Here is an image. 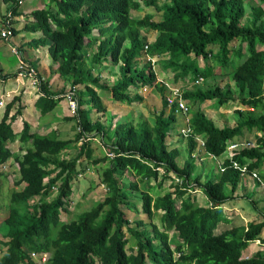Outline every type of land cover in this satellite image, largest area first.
Returning <instances> with one entry per match:
<instances>
[{"label": "trees", "instance_id": "16d2710c", "mask_svg": "<svg viewBox=\"0 0 264 264\" xmlns=\"http://www.w3.org/2000/svg\"><path fill=\"white\" fill-rule=\"evenodd\" d=\"M50 1L54 9L34 11V22L27 28L42 31L45 40H50V53L59 62L60 76L71 83L73 90L76 88L79 109L73 120L77 126L73 129L75 136L66 140L59 138L56 131L33 133L27 122L17 134L13 122L21 115V108L12 117L10 113L19 99L7 105L0 122V165L12 159L18 163L15 186L22 189L12 190L9 217L0 227V245L6 248L0 264H35L32 252L50 253L48 264H264L262 251L251 258L244 257L252 242L261 240L264 244V219L216 233L220 224L231 223L224 217L223 207L236 199L233 195L244 178L240 167H246V173L252 175L264 164V0H256L250 18L245 0H163L161 5L160 0ZM5 2L10 4L9 11L18 16L20 0ZM143 4L161 12L159 20L151 14L133 18L132 12ZM95 30L97 36L93 34ZM143 31H154L158 36L148 45ZM145 45L149 47L147 53ZM210 45L217 46L216 56L208 50ZM146 55L160 59L163 70L171 71L177 81L190 78L195 84L200 77L212 76L216 64L227 69L232 60L238 61L233 72L229 70L224 75L231 74L240 103L262 113L243 121V111L239 110L241 120L236 126L220 128L198 104L216 101L224 106L230 101L239 102L231 85L184 91L181 98L191 111V130L186 138L182 135L187 140L188 158L180 166L182 151L171 147L168 139L172 126L184 114L178 101L168 107L165 87L157 83L151 61L140 67ZM105 63L119 66V79L111 86L101 83L102 78L93 73L96 66L105 69ZM143 86H156L162 95L163 108L154 125L145 121L107 127L99 120L93 121V109L105 110L96 89L109 90L114 101L130 106L143 100L134 91ZM40 89L49 102L41 112L46 115L63 97L52 93L44 82ZM246 130L258 132L254 146L225 158L221 164L224 171L217 177L208 175L202 182V173L194 180L195 185H190L200 156L220 157L227 143L242 138ZM96 135L108 140L107 152L114 154L113 159L92 158L89 141ZM18 137L24 151L21 156L9 147ZM196 137L202 138L203 147ZM80 142L76 156L62 158ZM83 158L87 164L109 163L102 179L107 196L75 220L65 222L62 213L67 212L74 183L81 172L88 170ZM126 172L133 173L137 181L124 184ZM176 177L183 183H176L163 195H153L151 179L162 188L167 180ZM226 188L232 196L225 193ZM198 189L209 205L198 202ZM139 192L140 199L135 201ZM138 200H142L141 208ZM130 211L146 215L150 221L154 216L159 218L161 227L153 222L148 225L145 220L132 222L127 214ZM171 232L177 234L176 239Z\"/></svg>", "mask_w": 264, "mask_h": 264}, {"label": "rangeland", "instance_id": "374dc122", "mask_svg": "<svg viewBox=\"0 0 264 264\" xmlns=\"http://www.w3.org/2000/svg\"><path fill=\"white\" fill-rule=\"evenodd\" d=\"M28 2L22 6V10H25L26 7L33 6L32 8L34 10L38 9H44L46 7L49 8V1L48 0H27ZM35 3L33 4L32 2ZM143 3L144 0H139ZM163 0L159 1V5L163 3ZM247 4V16L250 18V15L252 13L251 7L254 5V3L257 4V1L253 0H245ZM146 14H151L155 17V20H159L161 17V12L157 11L154 7H148L143 4L140 10L138 11H133L132 12V17L135 19H142ZM246 16V18H247ZM246 20V19H245ZM24 20L20 19L19 21H16V24L22 22ZM94 34L97 35L98 31L95 30ZM18 36V35H17ZM31 37H34L35 39L41 38L40 35H30ZM158 33L154 31L146 32L143 31L142 37L145 41V43H151L155 41L157 38ZM1 37V36H0ZM16 36L10 37L12 41L15 40ZM3 39V38H1ZM9 39V40H10ZM5 40V39H3ZM50 44V40H46L45 44H40L39 48L36 50V54L44 57L46 54V59L48 60L49 64H53V58L51 54L48 52V45ZM18 46V45H17ZM126 46H129V43H126ZM211 49L213 51L214 56L217 55L218 49L217 46L215 45H210L208 47V50ZM0 57L2 60L7 61L8 63H11V71H14L16 68V64L18 63V57L13 55L10 50V46L7 45L6 42L0 40ZM158 58H150L149 56H144V59H141V62H139L140 67H143L147 62L151 61L153 70L155 71L157 75V83L163 85L165 87L166 91V96L169 97L170 99L174 100L176 96H178L180 93H184L186 90H191L194 87L195 88H202L203 90H209L213 89L216 87H221L224 88L225 85H231L232 89L235 91V97L236 99L239 98L238 95V90L231 81V74L225 75L223 82L221 79L218 77L219 72H220V66L218 64L215 65L214 67V74L209 77H203L204 80L202 81L200 78L195 84L190 78H187L186 80H176L174 74L171 71H165L163 70L161 66V61ZM212 60V59H210ZM46 63V62H45ZM44 64V63H43ZM238 64V61H233L228 65L227 69H223L225 72L229 71L232 73L233 70L236 68ZM105 65L107 66L106 69H100V67L96 66L94 68V75L95 76H100L102 78V82H106L108 85H113L115 81L119 79V66H112L111 63H107ZM44 67V66H42ZM222 67V66H221ZM63 79V77H61ZM64 80V79H63ZM61 80H59V77L53 81V83H59ZM15 80H10L8 84H12L15 86ZM69 82V81H68ZM70 83V82H69ZM71 84V83H70ZM19 85V84H18ZM71 85H67L65 87V90H68ZM224 86V87H222ZM58 85L56 86V88ZM80 88V87H79ZM2 90V82L0 79V91ZM101 96L102 102L104 104L105 110L102 112H98L96 109L92 110V118L93 121H100L103 123L105 126L110 127L113 125L115 127L116 124L124 123V122H132L135 125L138 123L142 122H148L150 125H154L155 123V118L156 116L161 112L163 108V100H162V95L157 89L156 86H143L138 88L137 90H134L137 92V94L141 95L143 97V100L141 101H136L134 104L128 106L126 104L114 101L112 98V94L110 93L109 90H100L96 89ZM70 92V90H68ZM67 91V92H68ZM63 89V93H67ZM68 92V93H69ZM4 101H8L9 98L6 96H3ZM41 101L40 104H38V101ZM38 101L36 103V109L38 112H42L44 107H46L49 102L48 98L46 96H41L38 98ZM240 98L239 102L238 101H230L231 103L224 105L225 111L223 113H212V117L214 120L217 122V126L220 128H225V127H234L236 126L241 118L246 120L247 117H258L262 112L260 109H256L251 111L250 108H247L246 106H243L240 103ZM215 102V103H214ZM213 103L215 105H218L216 101ZM69 100L68 97L66 99H62L58 106L56 107V113L53 111L50 113H47L46 115H42L40 117V123L36 124L39 126L42 122L45 123H51L54 117H57L60 123L55 122L52 124L53 127H56L54 131H57L56 134L61 138L62 140H66L69 138L74 137V130L70 127H76L77 123L76 120H73V117L75 116L70 108H69ZM200 104H198L199 106ZM219 106V105H218ZM6 107V104H5ZM193 110V109H192ZM241 110L243 111V116L244 117H239L238 116V111ZM59 111V113H57ZM214 112H217L214 110ZM191 113V111H190ZM183 115L181 114L182 117L184 118H179L178 117V122L172 126V141L174 143H177L179 145L180 150L182 151V156L178 159V164L182 166L186 159L188 158V153H187V140H182L181 137V129H183L187 122V119H189V114ZM68 116L71 119H66L65 117ZM179 115V113H178ZM217 116V117H216ZM43 117V118H42ZM28 121V119H26ZM37 123V120L34 121ZM29 123V121H28ZM23 128V120H21L19 127L16 126V130H21ZM37 129V128H36ZM42 132V131H41ZM258 132H248L247 130L244 132V139L247 141L252 140L251 142H255V137ZM93 138H97L95 140H92ZM90 143V147L93 150V156L92 158L97 160V159H102L103 157L106 156V153H108V149L105 143L108 142V140H103L101 136L96 135V137H93ZM240 140L242 139L241 136L236 137L235 140ZM170 142V139H168ZM246 140H241L242 143H245ZM83 142V141H82ZM80 142L79 145L72 146L68 151L62 154V158L66 159H72L74 156H76L78 152V147L82 144ZM206 157V156H205ZM83 162L86 166H88V170L85 172H81L80 176L77 178V180L74 183L73 186V194L70 197L69 203H68V208L67 212L62 213V219L65 222H70L72 220H75L80 214H83L86 211L91 210L98 202L103 201L106 196H107V190L105 185L103 184V173L105 170V167L108 166V162H102L100 164H92L86 162L85 158H83ZM223 161V158H219L218 160L215 157H207L204 158V161H197V170L194 174V177L192 178L193 182L194 180L198 177L201 176L202 173H204L203 177L201 178L202 182L206 181V178L208 175L212 177H217L219 175V167ZM11 165V167H14L13 169H18V166L16 167ZM261 170H258L257 173L263 182L262 176H264V164L260 168ZM162 173V172H161ZM262 173V174H261ZM2 176H0V227L4 225L6 222L7 218L9 217V210L7 209L10 204V195L12 190L14 189H22V186L16 187L15 183L19 179V172L16 170H10V171H3L0 172ZM251 176V174H248ZM246 174V177L243 178V182L240 184V187L235 196L236 199H231L227 203H225L224 207L225 212H224V217L228 215L229 219L231 220V223L224 222L220 224L219 228L216 230V233H222L225 230L230 229L231 227H236V226H247L251 222H260L264 219V182L263 184L260 182H255L253 177H250ZM137 181V179L134 177L133 173L131 172H126L125 176L122 178V182L124 184H128L130 182ZM161 181V178L159 179L158 182ZM245 181L248 182V185L245 186ZM195 183V182H194ZM151 186H153L152 193L153 195H163L167 191H171L172 188L174 187L175 180H167L164 184V186L161 188L160 186L158 187V183L156 180L151 179L150 183ZM140 186V189L143 190V184L141 182L138 183ZM150 186V187H151ZM197 187V186H196ZM225 193L229 196H232V193L229 188L225 189ZM141 192L138 193L137 198H135V201L137 199H140ZM56 195V193H55ZM51 197L50 199H52ZM196 198L203 204L205 205L207 202V199L205 198L204 195L199 194L196 196ZM255 202V203H254ZM142 205V200L137 201V206L141 208ZM128 216L130 217L131 220H139L140 218H145L143 214H139L138 212L134 213H128ZM147 217V216H146ZM227 218V217H226ZM148 225L153 222L158 227H161V221L159 218L154 216L153 221L146 220ZM1 230V229H0ZM2 231V230H1ZM170 236L173 239L177 238V234L175 232H171ZM264 237V234L262 235ZM129 237V236H128ZM2 235L0 234V240H2ZM175 246H173L174 249ZM6 248L0 245V259L3 257L5 253ZM128 251L130 252V246L128 245ZM262 251L264 252V246L259 244L257 241L252 242L244 254V257H252L256 252ZM177 255V254H176ZM249 255V256H245Z\"/></svg>", "mask_w": 264, "mask_h": 264}, {"label": "crops", "instance_id": "0c3cea01", "mask_svg": "<svg viewBox=\"0 0 264 264\" xmlns=\"http://www.w3.org/2000/svg\"><path fill=\"white\" fill-rule=\"evenodd\" d=\"M253 1H256V0H253ZM27 2L28 1L26 0L24 5ZM32 3L34 4L35 1ZM9 7H10V4L6 3L5 0H0V14H5L6 12H8L10 10ZM32 7L33 6H31V4H30V6L26 7L25 10H22V7L19 8V16H16L15 20H14V27L17 29L15 31V35H14V36H16L14 41H12L11 39L10 40L9 39L3 40L0 37V40L6 42L7 45L10 46L11 53L18 57L17 58L18 63L16 64V68L14 71H11L12 64L8 63L5 60H2L0 57V79L2 82V90L0 91V101L3 100V98H4L3 96H6L7 98H9L8 101L3 100L4 106H0V122L5 115V110H6L7 105L10 102H12L15 98H18L19 101L16 102L14 108L12 109V111L10 113V117H12L15 115L17 110L21 108V115L17 116V118L13 122V130L17 134H20L24 128V123L25 122L28 123V121H29V124L31 126V131L33 133L39 132L40 134H48L51 131H54L53 128H55V130H56V127H53L52 124H54L55 122L60 123V121L58 120L57 117H54L51 123H47V122L43 123L42 122L39 126L36 125V124L40 123V121L43 120L42 119V120L38 121L40 119V117L42 116V114H41V112L39 113L38 110L36 109V103L38 101V98L43 96V94H42V91L39 88V86H38V88H34L30 84V81H31L30 77L27 78V77L19 76L20 66H21V64H25L26 67L28 66V67L34 68L37 72L38 77H41L44 80V83L47 84L49 90L54 94H57V93L61 94L59 97H63L64 99H66L64 97L66 95V93H63V89L65 92H67L68 90L72 89V85L68 81L63 80L61 78L60 73H59V62L53 60V64L50 65L48 60L46 59V54L44 55V57H41V56L36 54V50L39 48L40 44H45L46 40H45V38H43L44 34L41 31L28 30V28H27V27H29V25L31 23L33 24V22H34V19L31 15L36 10H34L33 9L34 7L33 8ZM38 10H41V9H38ZM20 19H22L24 21L18 23V25H17L16 21H19ZM30 35H40L41 38L35 39L34 37H31ZM237 46H238V42L235 44V47H237ZM14 47L18 49L19 53H16V51L13 50ZM48 52L50 53V44L48 45ZM105 64H107V63H105ZM105 64H104V66L106 69L107 66H109V65H105ZM42 66H44V67H42ZM100 69H102V67H100ZM225 73L226 72L223 69H220L218 77L221 79L222 82L224 80L223 78L225 76L224 75ZM58 77H59V80H61V81L59 83H56V84L53 83V81L55 79H57ZM10 80L16 81L15 86L12 84L11 85L8 84V82ZM57 85H58V87L56 88ZM67 85H71V86L69 87L68 90H65V87ZM222 87H224V86H222ZM55 96H57V95H55ZM213 102L214 101H206V102L199 105V109H201L203 111V113L206 115V117L209 118L210 120H212L215 123V125L217 126L218 124L214 120V118L212 117L211 114L212 113H223L227 106L226 107L218 106V105L214 104L215 102L214 103ZM5 104H6V107H5ZM214 110L217 112H214ZM250 110H253V109H250ZM53 112L56 113V108L53 110ZM57 113H59V111H57ZM65 118L69 119L68 116H66ZM26 119H28V121H26ZM21 120H23V128L21 130H16V126L19 127ZM35 120H37V123L34 122ZM124 123H126V122H124ZM70 128H71V130L74 129V127L73 128L70 127ZM172 133H173V131L170 132L169 144L171 145V147H177L178 149H180L179 145H177V143H174L172 141V139H173L171 137ZM69 139H71V138H69ZM95 139H97V138H93L92 140H95ZM180 139H181V141L183 140L182 138H180ZM9 147L12 148V150L15 154H18L21 156L24 153V151L22 150V145L19 141V137L15 140L14 143H9ZM204 158H207V157H203L202 158L203 161H204ZM15 163L18 166V163L14 159H12L3 165H0V172L10 171V170H15V171L17 170L18 171V169H13L14 167H11V165L15 166ZM108 166H109V163H108ZM107 167H105V169ZM130 213H134V212L130 211ZM226 216L228 217V215H226ZM129 219H130V217H129ZM147 219L148 218L145 216V218L142 217L139 220H145L146 221ZM131 221L135 222L137 220H131Z\"/></svg>", "mask_w": 264, "mask_h": 264}, {"label": "clouds", "instance_id": "9594fccd", "mask_svg": "<svg viewBox=\"0 0 264 264\" xmlns=\"http://www.w3.org/2000/svg\"><path fill=\"white\" fill-rule=\"evenodd\" d=\"M22 1V3H20ZM25 1L26 0H20V6L22 7L23 5H24V3H25ZM49 1V7H51L52 9H54V6H55V4L52 2L51 3V1L50 0H48ZM48 8V7H47ZM46 8V9H47ZM45 9V8H44ZM41 10H43V9H41ZM8 13H10L11 14V35H9L8 36V38H4V37H2V35H1V33H0V36H1V38H3V39H5V40H8V39H10V37H12V36H14L15 35V31L17 30L15 27H14V20H15V15L12 13V11H8V12H6L5 14H0V15H8ZM18 16H19V13L17 14ZM42 32V31H41ZM43 33V32H42ZM93 34H94V32H93ZM99 34V33H98ZM97 34V35H98ZM95 35V34H94ZM97 35H95V36H97ZM43 38H45V37H43ZM152 43V42H151ZM148 45L150 44V43H147ZM148 45H145V47L146 46H148ZM50 46H51V44H50ZM145 47H144V53H147L146 51L148 50V48L147 49H145ZM13 50L14 51H16V53H19V51H18V49L17 48H13ZM146 56H148V55H146ZM151 59L152 58H155V57H151V56H149ZM21 66H24L25 68H32V67H26V65L25 64H21ZM21 66H20V70H21ZM20 73V72H19ZM20 76V75H19ZM38 76V75H37ZM28 78V77H27ZM40 79H41V83L38 85L39 86V88H40V85L42 84V82H44V80L41 78V77H39ZM203 79L204 80V78L203 77H200V79ZM202 80V81H203ZM30 84L32 85V83H31V81H30ZM33 86V85H32ZM38 86L37 87H35V86H33L34 88H38ZM76 89V88H75ZM73 90V89H71L70 90V92L69 93H66V95L64 96L65 98H67V96L70 94V93H73L74 94V98L76 99V90ZM180 97H182V93H180ZM167 96H166V100H167ZM182 99V98H181ZM2 102H3V105L2 106H4V101L3 100H1ZM77 101V100H76ZM167 102H168V100H167ZM184 102V101H183ZM69 104V103H68ZM168 107L170 108L171 106H169V103H168ZM69 108H70V104H69ZM78 109H79V106H78V108H77V110H76V112L74 113V112H72V110H71V108H70V110H71V112L74 114V115H77V112H78ZM182 114H184V115H188V113L189 112H187V113H184V112H182V111H180ZM184 130H189V132H190V130H191V128H190V124H189V119H187V122H186V126L183 128V129H181V137H182V135L184 136V138H186L187 136H188V134H189V132H188V134L187 135H185V133L183 132ZM182 139H183V137H182ZM184 140V139H183ZM196 140L199 142V145L200 146H204V141L202 140V138L201 137H196ZM241 140H246V139H244V137H242V139H238V140H232V141H229L228 143H227V145H226V148H225V151H224V153L220 156V157H218V158H216V159H219V158H223V160L225 159V158H229L230 157V152H229V150H228V147H229V145L230 144H232V143H242L241 142ZM252 140H246V142H249L250 144H251V146H254L255 145V142H251ZM255 141H256V139H255ZM250 146V147H251ZM250 147H247V148H250ZM244 149H246V148H243V149H241V150H244ZM241 150H239V151H241ZM198 152H196L195 154H197ZM24 154V153H23ZM108 154H110V153H106V156L108 157V158H110L109 156H108ZM113 154V153H112ZM115 157V156H114ZM113 157V158H114ZM205 157V156H204ZM206 157H214V156H210V155H208V156H206ZM232 157V156H231ZM113 158H111V159H113ZM203 156H200L199 157V160L200 161H203ZM223 162V161H222ZM222 164V163H221ZM236 164V163H235ZM234 164V165H235ZM3 165V164H2ZM235 167H240V166H238V164H237V166H235ZM243 168H246V167H240V169L242 170ZM224 171V169L222 168V165H220V167H219V172L220 173H222L223 171ZM247 171V170H246ZM246 174L248 175V173H243V177H246ZM255 174H257L258 175V173H255ZM253 175H254V173L250 176V175H248V176H250V177H253ZM258 177H259V175H258ZM174 180H175V183H179V184H181V183H183V180L182 179H179V178H173ZM253 179H254V181L255 182H258L259 184H260V182L263 184V182L261 181V179H260V177L259 178H254L253 177ZM190 185H195L194 184V182H193V180L190 182ZM247 185H248V182H247ZM264 185V184H263ZM106 187V186H105ZM106 190L108 191V189L106 188ZM199 194H201V195H204L205 196V194L203 193V191H201V190H199L198 189V191H197V193H196V196H198ZM206 198V197H205ZM207 199V198H206ZM198 202L200 203V204H202L199 200H198ZM203 205V204H202ZM206 205H209V201H208V199H207V202H206V204L204 205V206H206ZM259 244H261L262 246H264V244L263 243H261V240H256ZM255 241V242H256ZM259 252V251H258ZM33 253H35V254H39V255H47L48 256V261L45 263V264H48V262H49V259H50V257H51V255H50V253H48V252H32L31 253V258H32V260L34 261V263L35 264H39V261L37 260V259H35L33 256H32V254ZM257 253V252H256ZM255 253V254H256ZM245 256H249V255H245ZM249 258H251V257H249ZM245 259H248V257H245Z\"/></svg>", "mask_w": 264, "mask_h": 264}, {"label": "built area", "instance_id": "2783aa9c", "mask_svg": "<svg viewBox=\"0 0 264 264\" xmlns=\"http://www.w3.org/2000/svg\"><path fill=\"white\" fill-rule=\"evenodd\" d=\"M20 3H22V1ZM0 33H1L2 37H4V38H8V36L11 35L12 32H11V14L10 13H8V15H0ZM147 48H148V46L145 47V49H147ZM19 75L23 76V77H30L31 83L35 87H37L41 83V79L37 76V72L34 68L29 69V68H25L24 66H21V70H20ZM201 80H203V79L201 78ZM67 97L69 100L70 108H71L72 112L75 113L77 108H78V103H77L76 99L74 98V94L70 93ZM174 98H175L174 100L170 99L169 97L167 98L169 106H172L175 101H178L180 111L187 113L188 107L186 106L185 102H183V100L181 99L180 94ZM2 105H3V102L0 101V106H2ZM183 132L185 133V135H187L189 130H184ZM250 146H251V144L249 142L230 144L228 147V150L230 152V157L234 155L235 151H239L243 148H247ZM108 156L110 158H113L114 154L110 153V154H108ZM235 166H237V164H235ZM246 170H247L246 168H243L242 169L243 173H245ZM253 177L259 178L258 175L255 173H254ZM32 256L39 261V264H45L48 261V256L46 254L45 255H39V254L33 253Z\"/></svg>", "mask_w": 264, "mask_h": 264}]
</instances>
